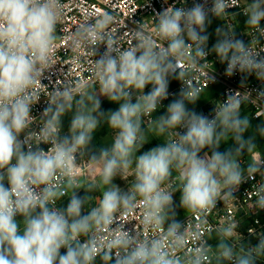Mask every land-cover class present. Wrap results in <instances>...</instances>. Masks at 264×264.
<instances>
[{
    "label": "clouds",
    "instance_id": "9594fccd",
    "mask_svg": "<svg viewBox=\"0 0 264 264\" xmlns=\"http://www.w3.org/2000/svg\"><path fill=\"white\" fill-rule=\"evenodd\" d=\"M186 4L155 12L151 30L132 21L123 32L114 8L96 9L62 35V0H0V264H264V233L252 245L235 218L209 226L218 202H235L257 176L252 205L264 211V152L256 142L264 123L246 136L252 124L241 115L244 104H264V88L255 99L229 91L211 118L188 107L203 95L201 82L215 81L210 52L226 64V76L241 74L242 87L253 74L264 84V0H247L242 11L248 43L226 23L211 49L212 18H236L228 9L239 0ZM150 6L143 0L139 8ZM61 45L90 58L92 79L65 80L45 96L42 81L51 80ZM171 80L181 89L154 117ZM42 95L37 120L32 111ZM101 97L118 108L103 110ZM103 124L112 139L96 147ZM150 137L164 139L141 151ZM229 139L233 145L220 151Z\"/></svg>",
    "mask_w": 264,
    "mask_h": 264
},
{
    "label": "built area",
    "instance_id": "2783aa9c",
    "mask_svg": "<svg viewBox=\"0 0 264 264\" xmlns=\"http://www.w3.org/2000/svg\"><path fill=\"white\" fill-rule=\"evenodd\" d=\"M62 2L66 6L67 13L62 24L59 26L64 29L63 33H61L62 35L69 34L75 26L83 20L86 12L95 11L96 9L113 10L114 8L120 20V23L116 26V30L123 32L125 30L123 29L125 22L128 25V28L135 27L132 21H142L148 29L151 30L154 23L151 16H153L155 12H159L163 8L173 4L180 6V0H167V4L164 3V0H149L151 6L144 8H139L143 3V0H62ZM192 3L193 0H187L186 6L191 7ZM238 7L228 9V12L238 13L244 16L242 11L245 5L242 0H239ZM132 15L133 17L131 20H128ZM226 23H231L236 27L237 38L244 40L245 43L250 41V37L245 34L246 26H239L235 18H229L226 22L218 19L216 28L223 27ZM261 24L264 26V21H262ZM121 39L124 46L127 47L131 38L128 36L127 32H125ZM261 45L264 46V40L261 41ZM208 47L211 49L209 45ZM101 50H103V48ZM261 55H264V52H262ZM89 59L90 58L84 55L83 51L73 52L67 49L65 45H61L56 52L55 62L58 65H56L53 70L51 80L44 79L42 81L43 84L48 86L42 89V94L46 96L53 87L59 86L65 80H72L73 82L78 79L91 80ZM207 61L213 65V71L211 74L215 76V81L208 84H206V82H201V87L204 88V92L212 89V95L196 110L197 112H203L206 115H210L211 118V116L214 115L216 104L225 101L229 91L233 93L237 91L241 93L249 92L251 98L255 99L257 91L264 88V84L258 81L254 74L247 78L243 87L241 86V74L239 72L232 77L226 76L224 74L226 64L220 63L214 53L210 52ZM180 89V82L173 88L169 89L170 95L168 100L163 101V106L153 115L155 116V114L165 110L167 104L176 98V94H178ZM43 95L32 111V115L36 117L37 120H39L43 109L46 107L47 97ZM241 115H247L250 120L264 119V104L260 105L255 100H253L252 103L244 104L241 108ZM33 128L38 131V124H34ZM41 147L47 150L48 145L42 144ZM244 162H247V157L244 159ZM259 180L260 177L257 176L255 180H249L242 184L239 190L234 194L236 196L235 202H230L227 205H224L222 201L218 202L217 209L209 216V226L215 228L224 224L228 218H235L239 221L238 231L239 229H244L243 235L245 239L243 242L252 245L257 244L259 235L264 233V221H261L260 219V215L264 213V211L253 210L252 200L254 197L251 194V190L253 184ZM63 200L59 203L62 204ZM138 219L139 217L137 216V220ZM178 219L186 221L187 217L185 213H183ZM210 243L215 244L216 241L212 240Z\"/></svg>",
    "mask_w": 264,
    "mask_h": 264
},
{
    "label": "crops",
    "instance_id": "0c3cea01",
    "mask_svg": "<svg viewBox=\"0 0 264 264\" xmlns=\"http://www.w3.org/2000/svg\"><path fill=\"white\" fill-rule=\"evenodd\" d=\"M242 2L246 6L247 0H244V1L242 0ZM249 2H251V0H249ZM235 19L237 20L239 26H245L246 17L238 14ZM217 21H218V19L212 18V23L208 26V29H207L208 33L210 34V38H209V42H208V45L210 46V48L215 43V41L217 39V37L215 35V28H216ZM149 90H150V86H148L145 89V92H147ZM211 95H212L211 93H207L205 95V97L203 98V100H198V104L196 106H194V109L197 110L200 106H202V104L205 101H207L211 97ZM101 100H102V103H105V102L109 103V101L106 98L101 97ZM165 110H163L160 113L155 114V116L163 114ZM64 132L66 133L67 130L64 131ZM97 134H98V138L95 141L97 143V147L102 146L103 143L110 142L111 139H112V132L111 131L107 130V131L101 132L100 129H98ZM163 139H164L163 137H161L160 140H158L155 137H150L149 143H147L144 147H150L151 148V146L153 147L154 144L157 145V143L163 142ZM86 171H87V169H86ZM114 182L117 183L118 185H120L122 188H126L127 187L126 182L121 180V179H119V178H117ZM66 201H67V198H65L63 200L61 205L64 206Z\"/></svg>",
    "mask_w": 264,
    "mask_h": 264
},
{
    "label": "rangeland",
    "instance_id": "374dc122",
    "mask_svg": "<svg viewBox=\"0 0 264 264\" xmlns=\"http://www.w3.org/2000/svg\"><path fill=\"white\" fill-rule=\"evenodd\" d=\"M243 1H244V0H243ZM97 87H98V86H97ZM207 93H211V94H212V89H209V90L205 91L199 100H203V98L205 97V95H206ZM109 104H110V105H108V104L103 105V103H102V109L105 110V111H108V109L111 108V106H112V104H111L110 101H109ZM197 104H198V101L196 102L195 105H188V107H189V108H194V106H196ZM107 108H108V109H107ZM262 123H264V119H261V120L256 121V122H251V124H252V128L249 130L248 133H246V136L251 135V134L254 132L256 125H258V124H262ZM107 130H108V131H111V130H109L107 124H103V125L100 127V131H101V132H103V131H107ZM256 142H257V144H258L260 150H261L262 152H264V138H260V137L257 135V137H256ZM159 143H161V142H159ZM159 143H157V145H158ZM232 145H233V141H232L231 139H229V141H227L226 143H222V144H221L219 150H220V151H224V150H226L227 148L231 147ZM154 146H156V145L154 144L153 147H154ZM151 147H152V146H151ZM148 149H150V147H144L141 151H146V150H148ZM205 151H207V149H205ZM246 157H247V155L245 154V156L242 157V159L244 160ZM80 194H81V195L84 194V193H83V190H80ZM179 196H180V193H176V194H175V199H174V200L177 202V204L179 203ZM67 202H68V201H66V203L64 204V206L67 205ZM177 211H178V217H179L181 214L184 213L183 209H178ZM260 219H261V221H264V216H262V214L260 215ZM238 232L241 234L242 239L244 240V239H245V237H244V235H243V234H244V229H239ZM62 251H64V250H62Z\"/></svg>",
    "mask_w": 264,
    "mask_h": 264
},
{
    "label": "trees",
    "instance_id": "16d2710c",
    "mask_svg": "<svg viewBox=\"0 0 264 264\" xmlns=\"http://www.w3.org/2000/svg\"><path fill=\"white\" fill-rule=\"evenodd\" d=\"M179 83V81H177V80H171L170 81V85H169V89H171V88H173L174 86H176L177 84ZM106 104H108V105H110L108 102H105V103H103V105H106ZM111 104H112V106H111V108H107L108 110H115V109H117L118 108V105L117 104H115V103H113V102H111ZM162 112V111H161ZM69 121H70V116H65L64 117V119H63V131H66V130H68V127H69ZM251 122H256V121H259V120H250ZM98 138V134H97V132L96 133H94V139H93V144L97 147V143L95 142L96 141V139ZM262 216H264V213H262Z\"/></svg>",
    "mask_w": 264,
    "mask_h": 264
}]
</instances>
